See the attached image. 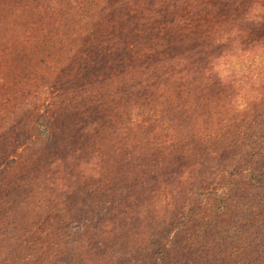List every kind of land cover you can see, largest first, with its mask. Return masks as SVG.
Returning <instances> with one entry per match:
<instances>
[{
    "label": "trees",
    "instance_id": "obj_1",
    "mask_svg": "<svg viewBox=\"0 0 264 264\" xmlns=\"http://www.w3.org/2000/svg\"><path fill=\"white\" fill-rule=\"evenodd\" d=\"M263 26L264 0H0V202L55 257L181 209L220 177L218 123L253 111L217 66Z\"/></svg>",
    "mask_w": 264,
    "mask_h": 264
},
{
    "label": "rangeland",
    "instance_id": "obj_2",
    "mask_svg": "<svg viewBox=\"0 0 264 264\" xmlns=\"http://www.w3.org/2000/svg\"><path fill=\"white\" fill-rule=\"evenodd\" d=\"M252 37L264 39V26ZM217 67L241 79L239 95L257 97L252 112H236L229 127L217 125L216 158L206 166H214L220 177L206 179L164 220L143 215L105 242L92 243L79 254L67 249L57 257L49 239L39 234L46 227L44 217L30 225L32 214L25 209L18 214L0 202V264H264V50ZM56 87L42 92L38 113L50 105L61 88ZM237 102L241 109L243 100Z\"/></svg>",
    "mask_w": 264,
    "mask_h": 264
}]
</instances>
